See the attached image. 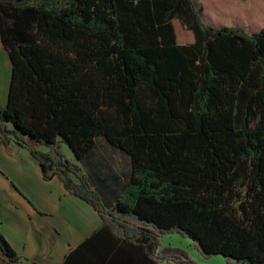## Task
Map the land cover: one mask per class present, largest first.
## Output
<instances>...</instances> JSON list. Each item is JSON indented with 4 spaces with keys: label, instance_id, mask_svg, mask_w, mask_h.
Returning <instances> with one entry per match:
<instances>
[{
    "label": "trees",
    "instance_id": "trees-1",
    "mask_svg": "<svg viewBox=\"0 0 264 264\" xmlns=\"http://www.w3.org/2000/svg\"><path fill=\"white\" fill-rule=\"evenodd\" d=\"M196 6L0 0L11 62L0 144L27 150L44 180L59 179L102 220L61 264H196L161 246L175 232L204 258L264 264V25L216 28ZM173 20L191 43L177 44ZM100 143L130 160L110 200L102 165L92 167ZM0 255L28 262L1 232Z\"/></svg>",
    "mask_w": 264,
    "mask_h": 264
},
{
    "label": "crops",
    "instance_id": "crops-1",
    "mask_svg": "<svg viewBox=\"0 0 264 264\" xmlns=\"http://www.w3.org/2000/svg\"><path fill=\"white\" fill-rule=\"evenodd\" d=\"M212 4L215 14H210L206 25L236 27L248 34L259 32L264 25V0H213ZM233 20L236 23L231 25ZM185 38L189 35L179 38L177 44H185ZM10 63L5 57L3 66L8 73ZM4 69L0 67V81L7 77ZM7 94L8 86L3 93L0 85V105H6ZM98 158L92 167L102 165L97 172L103 182L99 187L110 200L112 192L126 183L130 160L102 143ZM41 173L39 163L27 150L13 143L7 147L0 144V232L13 252L28 261L23 264H61L66 253L89 238L102 220L89 203L67 192L59 179L44 180ZM0 264L9 262L0 255Z\"/></svg>",
    "mask_w": 264,
    "mask_h": 264
},
{
    "label": "rangeland",
    "instance_id": "rangeland-1",
    "mask_svg": "<svg viewBox=\"0 0 264 264\" xmlns=\"http://www.w3.org/2000/svg\"><path fill=\"white\" fill-rule=\"evenodd\" d=\"M195 4L197 5L196 7H200L201 8V15H202V19L205 23H207L210 20V16L212 17L213 14H215L213 12V0H194ZM212 14V15H210ZM220 15V14H218ZM218 15H215V17H218ZM221 16V15H220ZM211 22V21H210ZM236 23V20H233L230 24L233 25ZM175 33H176V41L184 36H188V35H182L181 32H186V34H189V38H185L184 40L182 39V42L186 43H190L193 40V35L185 30L178 22L177 20H173L172 21ZM209 25V24H208ZM219 26H221L220 24H218ZM177 27H179L182 31H179V29H177ZM190 39V40H189ZM178 42V41H177ZM184 44V43H183ZM1 45V43H0ZM3 46L1 45L0 47V54L2 55L3 60L1 59L0 62V67L4 69L3 66V62L5 57L7 58V53L6 51L2 48ZM2 49V50H1ZM7 72V77H3L1 78L0 81V85H1V89L3 91V93L5 92V90L7 89L8 86V92H9V81L11 78V69L9 68V73H8V69L5 68L4 69V74ZM7 104V103H6ZM40 150L46 152V148H44V146L39 147ZM57 152L60 154L61 157L67 159V160H73L74 156L72 154V152L70 151V149L64 145V144H57L56 147ZM117 156V155H116ZM117 160H119V158H116ZM160 244L162 247L166 246V247H173V248H180L183 251H185L188 255L189 258L194 261L196 264H229L222 256H212L209 258H204L203 256H201L198 251L192 246L191 244V240H189L188 238H184L182 237L181 234L179 233H172V234H164L161 236V240H160ZM235 264V262L233 263ZM239 264H244V263H239Z\"/></svg>",
    "mask_w": 264,
    "mask_h": 264
}]
</instances>
